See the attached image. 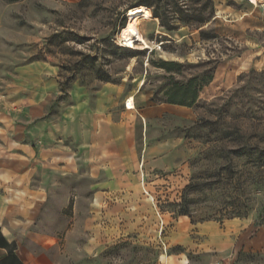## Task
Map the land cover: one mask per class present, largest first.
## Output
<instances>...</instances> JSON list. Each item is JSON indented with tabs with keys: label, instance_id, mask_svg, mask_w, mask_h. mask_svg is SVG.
Segmentation results:
<instances>
[{
	"label": "rangeland",
	"instance_id": "374dc122",
	"mask_svg": "<svg viewBox=\"0 0 264 264\" xmlns=\"http://www.w3.org/2000/svg\"><path fill=\"white\" fill-rule=\"evenodd\" d=\"M0 6V79L19 64L48 60L59 71L57 101L82 86L92 99L111 93L120 111L119 100L134 96L139 150L169 145L163 167L139 172L155 215L139 223L94 210V178L73 142L47 173L2 163L0 218L10 235L38 250L52 247L56 260L70 264H264V2L0 0ZM140 6L149 12L135 16ZM124 26L144 33L154 48L121 46ZM162 60L181 66L167 71ZM211 75L192 106L164 101L171 82L202 83ZM190 184L197 190L187 191ZM184 197L192 216L180 214ZM238 209L247 212L234 215ZM91 244L101 248L94 257Z\"/></svg>",
	"mask_w": 264,
	"mask_h": 264
},
{
	"label": "crops",
	"instance_id": "0c3cea01",
	"mask_svg": "<svg viewBox=\"0 0 264 264\" xmlns=\"http://www.w3.org/2000/svg\"><path fill=\"white\" fill-rule=\"evenodd\" d=\"M58 74L52 62L33 60L15 66L6 78L0 79V165H30L29 169L37 174L41 170L47 173L58 158L68 156L73 142L83 166L94 178L90 185L95 195L94 210L134 223L155 216L154 203L141 193L144 186L139 172L144 165L146 169L163 167L162 155L169 145L154 142L139 150L133 119L136 101L135 108H128V97L119 100L121 109L117 111L111 93L100 91L92 99L86 88L74 86L68 97L57 101L62 94ZM37 187L45 188L41 184ZM141 198L146 201L139 202ZM3 220L2 215L0 264H70L68 259L56 260L50 253L52 247L38 250L22 245L10 235ZM100 249L91 244L87 253L94 257ZM74 264L107 263L94 260Z\"/></svg>",
	"mask_w": 264,
	"mask_h": 264
},
{
	"label": "trees",
	"instance_id": "16d2710c",
	"mask_svg": "<svg viewBox=\"0 0 264 264\" xmlns=\"http://www.w3.org/2000/svg\"><path fill=\"white\" fill-rule=\"evenodd\" d=\"M155 15L160 16V13L156 12ZM151 16L155 17L154 15H151ZM156 18L157 17H155L154 19ZM127 48L132 49L130 47H127ZM160 66L163 67L167 71H171L173 66H181V64L175 61L162 60L160 62ZM212 80H213V75H211L207 80L203 81L202 83L199 82L198 77H192L185 83H181L179 81H173L171 82L170 85L166 87L164 91V96H165L164 101L169 102V103H174V104L192 106L193 104L197 102L199 98V93L202 90V88L206 84L210 83ZM152 100L155 101V98H152ZM186 190L195 191L197 190V188L195 187V185L190 184L187 186ZM188 202H189V199L187 197H184L183 204L181 205V209H180V214L192 216V211L190 209V206L187 205ZM246 212L247 211L244 212L238 209L237 211H234L233 214L242 216V215H245Z\"/></svg>",
	"mask_w": 264,
	"mask_h": 264
},
{
	"label": "bare ground",
	"instance_id": "6f19581e",
	"mask_svg": "<svg viewBox=\"0 0 264 264\" xmlns=\"http://www.w3.org/2000/svg\"><path fill=\"white\" fill-rule=\"evenodd\" d=\"M262 1L264 0H254ZM135 16H141L149 12L148 8L145 6H140L133 10ZM118 40H120L126 47L130 48H154L155 44L152 40H149L144 33L138 30H134L130 27H122L118 33ZM157 47V46H156ZM128 108H135V98L129 97Z\"/></svg>",
	"mask_w": 264,
	"mask_h": 264
},
{
	"label": "built area",
	"instance_id": "2783aa9c",
	"mask_svg": "<svg viewBox=\"0 0 264 264\" xmlns=\"http://www.w3.org/2000/svg\"><path fill=\"white\" fill-rule=\"evenodd\" d=\"M120 44H121V46H124L125 47V45L120 41ZM129 99V98H128ZM128 99H127V101H128ZM128 106V105H127Z\"/></svg>",
	"mask_w": 264,
	"mask_h": 264
}]
</instances>
